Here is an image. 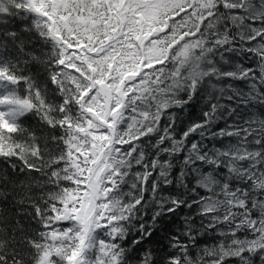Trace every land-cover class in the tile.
I'll use <instances>...</instances> for the list:
<instances>
[{"label":"snow or ice","instance_id":"snow-or-ice-1","mask_svg":"<svg viewBox=\"0 0 264 264\" xmlns=\"http://www.w3.org/2000/svg\"><path fill=\"white\" fill-rule=\"evenodd\" d=\"M0 264H264V0H0Z\"/></svg>","mask_w":264,"mask_h":264}]
</instances>
